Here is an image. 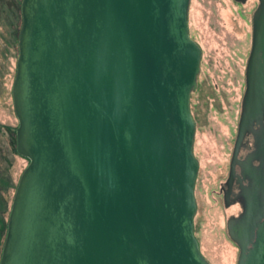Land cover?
Segmentation results:
<instances>
[{"label":"water","instance_id":"1","mask_svg":"<svg viewBox=\"0 0 264 264\" xmlns=\"http://www.w3.org/2000/svg\"><path fill=\"white\" fill-rule=\"evenodd\" d=\"M256 1L226 181L238 165L241 212L225 223L235 264H264V0ZM188 4L20 0L10 99L15 153L27 165L0 264H209L193 235L189 97L201 51L188 35ZM245 134L254 150L238 162Z\"/></svg>","mask_w":264,"mask_h":264},{"label":"rangeland","instance_id":"2","mask_svg":"<svg viewBox=\"0 0 264 264\" xmlns=\"http://www.w3.org/2000/svg\"><path fill=\"white\" fill-rule=\"evenodd\" d=\"M20 0H0V239L18 177L27 161L14 149L10 86L20 27ZM255 2L189 0L188 35L201 49L196 88L189 97L194 122L192 153L198 161L194 184L193 235L209 264H235L237 249L228 239L219 186L225 181L243 92V69L250 45Z\"/></svg>","mask_w":264,"mask_h":264},{"label":"flooded vegetation","instance_id":"3","mask_svg":"<svg viewBox=\"0 0 264 264\" xmlns=\"http://www.w3.org/2000/svg\"><path fill=\"white\" fill-rule=\"evenodd\" d=\"M253 1L255 2V5H257V1L256 0H253ZM231 2L233 4L241 7V6H245L249 2V0H245L243 3L235 2L234 0H231ZM249 38H250V41H251V19H250V28H249ZM196 45L199 47V45L197 43H196ZM199 49H200V47H199ZM249 49H250V45H249ZM249 49H248V52H247L246 60H247V57H248ZM200 51H201V49H200ZM246 60H245L244 69H243V91H244V70H245ZM242 94H243V92H242ZM241 97H242V95H241ZM240 101H241V99H240ZM239 111H240V103H239ZM238 117H239V113H238ZM237 122H238V119H237ZM253 128L255 129L256 126H253ZM236 129H237V123H236ZM236 129H235L234 139H235V136H236ZM234 139H233V143H234ZM232 148H233V144H232ZM253 150H254L253 138H252L251 135L245 134L244 137H243V140H242L241 147L239 148L237 156H236L238 162H242L245 159V157L248 154H250ZM231 152H232V149H231ZM230 157H231V153H230ZM229 161H230V158H229ZM229 161H228V166H227L226 178H225V181L219 186L218 194H219V196L221 198L223 207L226 208V209H230L232 211L233 215L230 216V217H236L241 212V205L237 201V195L239 194L238 179L241 180L242 178H241L239 166L235 165L234 172H235L236 177L232 180V182L229 185V187L226 186L228 169H229ZM252 164L256 165L257 163L253 161ZM241 183L243 185H245L244 181H242Z\"/></svg>","mask_w":264,"mask_h":264},{"label":"trees","instance_id":"4","mask_svg":"<svg viewBox=\"0 0 264 264\" xmlns=\"http://www.w3.org/2000/svg\"><path fill=\"white\" fill-rule=\"evenodd\" d=\"M2 242H3L2 239H0V250H1Z\"/></svg>","mask_w":264,"mask_h":264}]
</instances>
